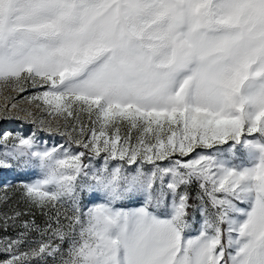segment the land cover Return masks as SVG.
Instances as JSON below:
<instances>
[{
	"label": "snow or ice",
	"instance_id": "1",
	"mask_svg": "<svg viewBox=\"0 0 264 264\" xmlns=\"http://www.w3.org/2000/svg\"><path fill=\"white\" fill-rule=\"evenodd\" d=\"M0 100V264H264V0H0Z\"/></svg>",
	"mask_w": 264,
	"mask_h": 264
},
{
	"label": "rangeland",
	"instance_id": "2",
	"mask_svg": "<svg viewBox=\"0 0 264 264\" xmlns=\"http://www.w3.org/2000/svg\"><path fill=\"white\" fill-rule=\"evenodd\" d=\"M35 90H31L29 91V93L27 94H31L32 92H34ZM5 95L11 94V95H15V93H12L10 90H6ZM3 101L0 100V104H2ZM24 107H27V105H24ZM34 127L33 125L30 124H25L23 123L22 119L21 120H15V119H11V120H2L0 119V133H3L4 131H10L13 134H21V135H29L31 134L32 131H34ZM37 135L39 138H43L46 137L47 134L46 133H41V132H37ZM57 139H60L59 137H57ZM73 148H75V145H73ZM0 150H2V148H0ZM85 162H88V157L86 156L84 158ZM94 163H97L96 161H93ZM102 163V161H101ZM134 167V166H133ZM151 167L150 165L145 164V168H149ZM32 175H35L34 173ZM28 179V177L21 175L19 173H16L15 171H9V170H0V196H4L5 192H4V185L8 182H11V184L13 185V187L8 189V196L11 197V200L9 201L10 204L12 205H17L18 202L20 201V193L15 189V185L17 183H19L21 180H26ZM196 193H197V189L195 187H193L191 189V196H192V201L191 203L193 204H197L198 201L196 200ZM19 207L21 209L24 208V205L22 203H19ZM9 211V207L7 204H3L0 203V213L3 212H7ZM35 213V218L37 220V223H43L44 217L41 215V213L37 210H33ZM189 213L190 215H192L193 210L189 209ZM198 216V214H197ZM18 231V229H9L7 232H5L3 230V228H0V238H3L5 236H9V237H15L16 232ZM195 234V233H193ZM35 235V234H33ZM6 256L2 253H0V260L5 259Z\"/></svg>",
	"mask_w": 264,
	"mask_h": 264
}]
</instances>
